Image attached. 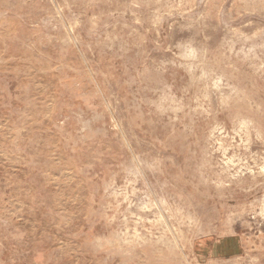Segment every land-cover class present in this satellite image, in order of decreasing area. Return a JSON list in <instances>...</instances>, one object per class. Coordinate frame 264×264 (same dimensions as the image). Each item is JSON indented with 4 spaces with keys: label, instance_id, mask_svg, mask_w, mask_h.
I'll return each instance as SVG.
<instances>
[{
    "label": "rangeland",
    "instance_id": "374dc122",
    "mask_svg": "<svg viewBox=\"0 0 264 264\" xmlns=\"http://www.w3.org/2000/svg\"><path fill=\"white\" fill-rule=\"evenodd\" d=\"M0 264H264V0H0Z\"/></svg>",
    "mask_w": 264,
    "mask_h": 264
}]
</instances>
